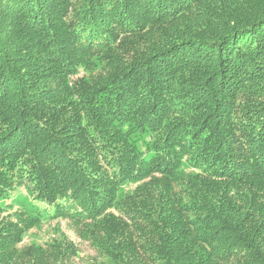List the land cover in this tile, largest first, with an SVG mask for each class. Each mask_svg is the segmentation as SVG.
Listing matches in <instances>:
<instances>
[{
  "label": "trees",
  "instance_id": "1",
  "mask_svg": "<svg viewBox=\"0 0 264 264\" xmlns=\"http://www.w3.org/2000/svg\"><path fill=\"white\" fill-rule=\"evenodd\" d=\"M23 197L0 264H75L22 244L57 220L83 264H264V0H0V199Z\"/></svg>",
  "mask_w": 264,
  "mask_h": 264
},
{
  "label": "rangeland",
  "instance_id": "2",
  "mask_svg": "<svg viewBox=\"0 0 264 264\" xmlns=\"http://www.w3.org/2000/svg\"><path fill=\"white\" fill-rule=\"evenodd\" d=\"M82 74H84V71L80 70L79 75ZM133 138L136 140L135 135L133 136ZM141 140L142 136H140V139H138V141L136 140L138 147H142L144 145ZM188 173L191 172H186V174ZM128 187V191L125 190L126 188H123L120 197L125 196L127 193H131L135 189V185L133 184H131L130 186L128 185ZM19 191L24 192V189L20 188ZM8 202L9 200L5 201L4 199H0V217L5 216L10 212L11 206H13V210L19 207L26 208L27 206H32L33 209L35 207H40L39 205H31L35 204V202H33V200L28 197L15 199L10 203ZM8 204H11V206H8ZM41 208L42 207H40V209ZM63 239H67L73 242L78 247V257L75 258V264H83L86 263L87 260L97 257L96 249L94 248V246H92L88 241H83L82 238L78 236L77 230L68 222L62 220H57L49 223L47 221H44L40 223L39 226L32 228L28 232V234L25 235L22 244H37L41 242H51ZM106 261L108 263L109 260L106 259Z\"/></svg>",
  "mask_w": 264,
  "mask_h": 264
}]
</instances>
